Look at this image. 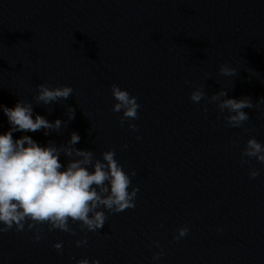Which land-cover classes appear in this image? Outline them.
<instances>
[{
	"label": "clouds",
	"instance_id": "9594fccd",
	"mask_svg": "<svg viewBox=\"0 0 264 264\" xmlns=\"http://www.w3.org/2000/svg\"><path fill=\"white\" fill-rule=\"evenodd\" d=\"M219 73L229 77L238 75L237 70L227 64L219 67ZM36 88L35 102L44 105L66 100L74 91L70 86L50 88L43 83ZM111 93L116 101L112 111L122 112L121 126L125 121L139 118L138 109L141 105L137 103L136 97L116 84L111 85ZM205 96L206 92L197 88L191 92L190 99L198 103ZM208 102L215 103L219 112H227L224 120L233 128H240L248 121L249 114L244 109L254 107L250 97L227 98L226 90L211 95ZM258 102H264V98ZM0 109L10 125L7 132L0 134V224L3 225L0 233L13 228L23 231L27 224L29 230L36 228L37 241L41 239L39 233L43 231L37 227L39 225H47L48 231L58 229L76 235L70 221L72 224H79L81 231L95 233L104 227L108 219L105 211L101 209L120 213L135 207L139 188L131 186L132 180L116 160L115 151H105L101 154L102 160L97 159L92 151L75 147L80 141L76 132L71 133L66 145L59 146L51 141L47 146H41L29 135L14 139L15 132H37L41 129L47 136L50 132H58L65 122L60 119L50 122L38 114L33 119V104L29 101L20 100L13 108L0 105ZM48 110L52 111L51 108ZM67 111L69 121L74 119L75 109L69 106ZM203 111L207 112V107ZM128 127L132 130L137 128L132 123H128ZM61 154L67 158L66 164H62ZM252 158L264 164V145L254 137L246 141L241 152V163H249ZM136 174L135 170L131 172L132 177ZM259 174V170L255 168L249 172L252 179ZM188 231L187 227L177 229L178 235L173 239L178 241ZM153 244L160 247L158 241H153ZM76 245L87 246V238L77 240ZM53 247L62 253L61 242L55 243ZM162 255V250L155 253L153 260L158 261ZM76 264H89V260L80 259ZM92 264H99V261L95 260Z\"/></svg>",
	"mask_w": 264,
	"mask_h": 264
}]
</instances>
